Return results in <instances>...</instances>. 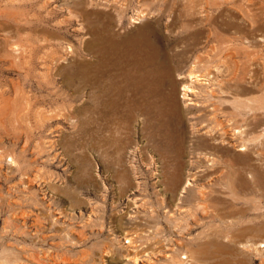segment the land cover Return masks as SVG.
Returning a JSON list of instances; mask_svg holds the SVG:
<instances>
[{
    "label": "rangeland",
    "instance_id": "obj_1",
    "mask_svg": "<svg viewBox=\"0 0 264 264\" xmlns=\"http://www.w3.org/2000/svg\"><path fill=\"white\" fill-rule=\"evenodd\" d=\"M107 27L172 57L157 144L107 120V78L82 88ZM263 246L264 0H0V264H264Z\"/></svg>",
    "mask_w": 264,
    "mask_h": 264
},
{
    "label": "bare ground",
    "instance_id": "obj_2",
    "mask_svg": "<svg viewBox=\"0 0 264 264\" xmlns=\"http://www.w3.org/2000/svg\"><path fill=\"white\" fill-rule=\"evenodd\" d=\"M162 40L163 37L155 30L122 41L116 40L108 27L107 36L98 31L89 41V47L93 49L95 46L93 50L99 54V68L97 72L83 73L80 77L82 88L91 90L104 87L98 79L107 78V120L119 116L133 123L128 119L135 121L139 118L145 138L153 144L158 143L155 129H170L171 117L178 110L175 96L170 94L174 71L170 62L172 57ZM194 78L195 81L200 80L197 75L190 76L191 80ZM183 89L184 95L192 91L188 85ZM164 139L165 146L169 147V134ZM239 185L246 187L244 182ZM238 186L227 188L234 191ZM179 264L184 263L180 261Z\"/></svg>",
    "mask_w": 264,
    "mask_h": 264
}]
</instances>
